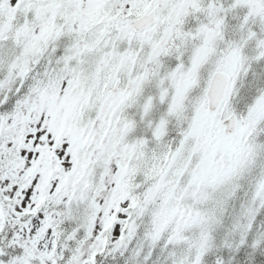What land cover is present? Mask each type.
I'll return each mask as SVG.
<instances>
[{
	"label": "snow or ice",
	"instance_id": "obj_1",
	"mask_svg": "<svg viewBox=\"0 0 264 264\" xmlns=\"http://www.w3.org/2000/svg\"><path fill=\"white\" fill-rule=\"evenodd\" d=\"M0 264H264V0H0Z\"/></svg>",
	"mask_w": 264,
	"mask_h": 264
}]
</instances>
